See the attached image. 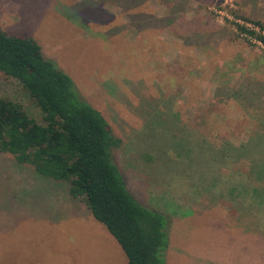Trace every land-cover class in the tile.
<instances>
[{
  "label": "rangeland",
  "instance_id": "1",
  "mask_svg": "<svg viewBox=\"0 0 264 264\" xmlns=\"http://www.w3.org/2000/svg\"><path fill=\"white\" fill-rule=\"evenodd\" d=\"M235 18L264 27V0H0L1 30L35 41L120 138L111 162L125 188L167 221L164 264H264L263 223L234 212L251 192L228 195L234 178L244 192V169L228 175L236 164L202 152L264 129V48L237 33ZM0 96L40 122L1 73ZM0 264L126 259L66 182L0 152Z\"/></svg>",
  "mask_w": 264,
  "mask_h": 264
},
{
  "label": "trees",
  "instance_id": "2",
  "mask_svg": "<svg viewBox=\"0 0 264 264\" xmlns=\"http://www.w3.org/2000/svg\"><path fill=\"white\" fill-rule=\"evenodd\" d=\"M0 73L17 81L40 114L37 122L20 104L0 96V152L11 154L17 163L31 166L44 178L66 182L69 196L81 201L105 228L123 252L126 264H164L167 221L159 208L139 205L125 188L111 162L112 151L121 140L111 133L99 111L72 90L69 77L52 65L35 41L24 35L6 34L1 28ZM247 139L230 147L224 140L217 148L206 146L202 152L215 166L226 165L228 169L231 162L236 164L228 175H239L237 168L244 169V192L237 191L241 184L234 178L228 195L239 198L251 192V198L243 197L237 203L243 209L234 212L253 218L261 226L264 129ZM250 144L255 155L250 153L247 159ZM219 177L224 176L213 177L214 183Z\"/></svg>",
  "mask_w": 264,
  "mask_h": 264
},
{
  "label": "built area",
  "instance_id": "3",
  "mask_svg": "<svg viewBox=\"0 0 264 264\" xmlns=\"http://www.w3.org/2000/svg\"><path fill=\"white\" fill-rule=\"evenodd\" d=\"M219 12V11H217ZM233 19V18H232ZM237 33L241 35L249 44L264 48V27L254 22L234 19Z\"/></svg>",
  "mask_w": 264,
  "mask_h": 264
},
{
  "label": "clouds",
  "instance_id": "4",
  "mask_svg": "<svg viewBox=\"0 0 264 264\" xmlns=\"http://www.w3.org/2000/svg\"><path fill=\"white\" fill-rule=\"evenodd\" d=\"M114 20H115V16H114ZM83 23H85V24H91L92 23V21L91 20H84V21H82ZM112 21H109L108 23H111Z\"/></svg>",
  "mask_w": 264,
  "mask_h": 264
}]
</instances>
